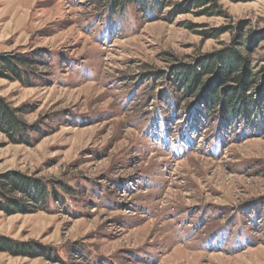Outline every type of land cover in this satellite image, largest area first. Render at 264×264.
<instances>
[{
	"label": "rangeland",
	"instance_id": "rangeland-1",
	"mask_svg": "<svg viewBox=\"0 0 264 264\" xmlns=\"http://www.w3.org/2000/svg\"><path fill=\"white\" fill-rule=\"evenodd\" d=\"M109 1L0 0V56L33 63L0 77L26 128L0 129V175L45 187L0 211L29 248L0 264H264V117L220 122L168 78L221 52L231 35L204 32L222 27L264 64V0Z\"/></svg>",
	"mask_w": 264,
	"mask_h": 264
},
{
	"label": "trees",
	"instance_id": "trees-1",
	"mask_svg": "<svg viewBox=\"0 0 264 264\" xmlns=\"http://www.w3.org/2000/svg\"><path fill=\"white\" fill-rule=\"evenodd\" d=\"M164 1L110 0L109 3L114 8L138 3L146 9L156 11L157 6H165ZM226 33L231 35V40L227 45L222 43L225 47L221 52L206 55L193 64H176L170 70L168 78L170 77L174 91H180V95L185 98L197 97L206 113L212 116L219 114L220 122L227 117L229 120L231 116L236 120L243 118L248 124L255 123L257 114L264 117V64H253L251 59L260 41L252 33L244 38L243 30L238 26L222 27L211 33L204 32L205 35H210L208 37L216 39ZM28 63L33 64L30 59L21 56H0V77L23 81L21 68ZM19 113V109L10 107L0 99V129L13 140L26 129ZM17 192L31 198L30 202L36 203V199L41 202L45 198L43 183L31 182L21 175H0V211L15 213L24 211L25 208L32 209L31 205L36 206L34 202L28 204L17 198L14 195ZM0 251L20 256L29 254L26 245L17 244L3 236H0Z\"/></svg>",
	"mask_w": 264,
	"mask_h": 264
}]
</instances>
